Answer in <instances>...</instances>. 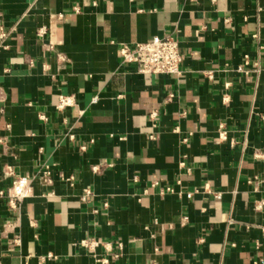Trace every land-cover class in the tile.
Listing matches in <instances>:
<instances>
[{
	"label": "crops",
	"instance_id": "crops-1",
	"mask_svg": "<svg viewBox=\"0 0 264 264\" xmlns=\"http://www.w3.org/2000/svg\"><path fill=\"white\" fill-rule=\"evenodd\" d=\"M0 26L2 264H264V0H0ZM154 35L178 77L122 63Z\"/></svg>",
	"mask_w": 264,
	"mask_h": 264
},
{
	"label": "built area",
	"instance_id": "built-area-1",
	"mask_svg": "<svg viewBox=\"0 0 264 264\" xmlns=\"http://www.w3.org/2000/svg\"><path fill=\"white\" fill-rule=\"evenodd\" d=\"M42 30V29H41ZM42 32V31H40ZM7 32L0 26V43L7 36ZM118 53L121 57L122 63L133 66L137 73L142 75H151V76H160V75H173L178 77L180 75L179 64L181 62V54L179 51V45L177 39L171 35L159 36L154 35L151 39L142 42H136L134 44L121 43L118 47ZM248 63L247 56H244V65H241L237 68V71L243 72V67L247 66ZM247 74L248 72H244ZM172 96H169L171 98ZM97 102V97L92 99V103ZM74 106V99L71 96H59L57 110L61 111L66 108ZM3 110H0L2 114ZM154 117V114H152ZM220 129L222 127L220 126ZM227 133L224 130L219 132V139L226 140ZM1 142V141H0ZM84 150L85 148L82 147ZM256 159L264 160V153H258L255 155ZM183 165V164H182ZM94 172L98 170L97 167L92 169ZM6 176H13V172L8 170L5 173ZM50 177V172L46 171L44 176V182H48ZM73 178H69L67 181H72ZM264 182V179L262 180ZM179 184V182H177ZM158 185L157 183L154 186ZM10 195L13 199L21 201L25 198H28L31 194L30 183L24 177L15 178L12 181L11 188L9 189ZM166 193H173L174 190L172 187H166L164 189ZM187 198L191 197V194H186ZM92 198V193L90 190H85L82 196V201L87 202ZM216 198H219V194L216 195ZM263 204H258L256 209H261ZM186 219L184 218L183 221ZM153 226H158V220L154 219L152 221ZM80 245L93 249L97 243L95 241H82ZM50 257V256H49ZM101 264H106L107 260H100ZM0 264H2L0 262Z\"/></svg>",
	"mask_w": 264,
	"mask_h": 264
}]
</instances>
